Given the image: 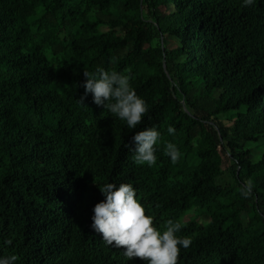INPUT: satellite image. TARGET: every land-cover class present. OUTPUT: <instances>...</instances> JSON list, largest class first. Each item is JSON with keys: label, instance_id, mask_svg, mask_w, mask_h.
<instances>
[{"label": "trees", "instance_id": "1", "mask_svg": "<svg viewBox=\"0 0 264 264\" xmlns=\"http://www.w3.org/2000/svg\"><path fill=\"white\" fill-rule=\"evenodd\" d=\"M97 65L134 74L135 129L85 96ZM153 125L156 163L136 164L126 145ZM108 182L158 228L180 220L178 264H264V0H0V255L146 264L92 228Z\"/></svg>", "mask_w": 264, "mask_h": 264}, {"label": "clouds", "instance_id": "2", "mask_svg": "<svg viewBox=\"0 0 264 264\" xmlns=\"http://www.w3.org/2000/svg\"><path fill=\"white\" fill-rule=\"evenodd\" d=\"M253 3L254 0H242L243 6ZM84 76V94L91 93L97 106H103L129 129H135L142 122L149 105L132 86L134 74L131 71L106 70L97 65L93 72L84 71ZM167 133L175 136L176 128L168 125ZM160 137L161 132L155 125L135 131L126 145L133 153V161L148 166L155 164ZM164 153L173 164L182 156L179 147L171 141L165 143ZM100 190L104 199L92 209V228L102 234L103 241L117 248L124 246V255L129 260L138 257L146 264H178L181 249L192 244L191 237L178 235L182 228L180 220L168 219L163 229L158 228L150 206L146 214V205L132 182H108L101 185ZM17 259L15 254L0 255V264H16Z\"/></svg>", "mask_w": 264, "mask_h": 264}, {"label": "rangeland", "instance_id": "3", "mask_svg": "<svg viewBox=\"0 0 264 264\" xmlns=\"http://www.w3.org/2000/svg\"><path fill=\"white\" fill-rule=\"evenodd\" d=\"M167 42L169 46H174L176 45V40L172 37L167 36ZM248 146H250L253 149V155H258L260 154V151L257 149V146L255 143H249L247 144Z\"/></svg>", "mask_w": 264, "mask_h": 264}]
</instances>
